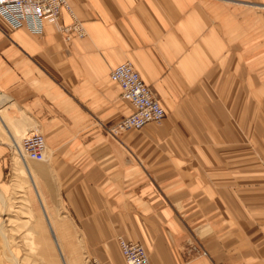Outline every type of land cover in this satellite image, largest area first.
Here are the masks:
<instances>
[{"label": "crops", "instance_id": "obj_1", "mask_svg": "<svg viewBox=\"0 0 264 264\" xmlns=\"http://www.w3.org/2000/svg\"><path fill=\"white\" fill-rule=\"evenodd\" d=\"M67 2L83 38L0 28V164L13 129L45 137L33 187L65 264H127L120 239L151 264H264V0ZM126 62L166 115L115 137Z\"/></svg>", "mask_w": 264, "mask_h": 264}, {"label": "built area", "instance_id": "obj_2", "mask_svg": "<svg viewBox=\"0 0 264 264\" xmlns=\"http://www.w3.org/2000/svg\"><path fill=\"white\" fill-rule=\"evenodd\" d=\"M65 12L73 16L67 0H0V28L5 24L12 30L26 28L33 34H42L46 26H51L68 42L73 35L85 37L83 25L75 18L71 25L62 23ZM110 78L120 86L121 98L133 109L130 115L113 127L107 128L112 136L141 130L149 124L164 120L166 114L160 101L132 63L126 62L117 66ZM46 148L45 137L37 132L26 138L22 149L19 148L18 151L23 159L42 162ZM119 243L128 264H151L146 249L140 243L123 239H120Z\"/></svg>", "mask_w": 264, "mask_h": 264}, {"label": "rangeland", "instance_id": "obj_3", "mask_svg": "<svg viewBox=\"0 0 264 264\" xmlns=\"http://www.w3.org/2000/svg\"><path fill=\"white\" fill-rule=\"evenodd\" d=\"M7 115L10 119L21 117V114L19 117H11L8 111L5 113V116ZM29 129L34 130V127ZM13 131L17 134L18 142H21L28 132L27 129L21 132L14 129ZM7 141L12 146V142ZM18 158L12 149L8 159L0 164V191L9 204H6L5 208L0 202V220L10 219V223L0 230V264H65L43 216L36 191ZM35 164L38 163L29 165L34 170L36 181ZM5 241L8 242L7 248Z\"/></svg>", "mask_w": 264, "mask_h": 264}, {"label": "bare ground", "instance_id": "obj_4", "mask_svg": "<svg viewBox=\"0 0 264 264\" xmlns=\"http://www.w3.org/2000/svg\"><path fill=\"white\" fill-rule=\"evenodd\" d=\"M2 102V101H1ZM2 104H3V102H2ZM2 114V113H1ZM3 115V114H2ZM22 118V117H21ZM37 132H39L38 130H31V131H29V133H27L26 134V136L22 139V141L21 142H18V140H17V142H14V144H12V149L14 150V152H15V154H16V157H19L18 159L20 160V162H22V166H23V169L25 170V173L27 174V176H28V180L31 182V184H32V186H35V188H36V183H35V180H34V178H32L31 177V175L32 174H30V170H29V168L30 167H28V161H31V162H35V161H32V160H30V159H23L20 155H19V148H21L22 149V145H23V141L26 139V138H28V137H30L31 135H33L34 133H37ZM40 133V132H39ZM8 136V135H7ZM47 151H48V147L46 148V151L44 152V156H45V159H44V161H42V162H46L47 161ZM42 162H37V163H42ZM20 179V178H19ZM16 186L18 187L19 186V182L17 181V184H16ZM20 192V191H19ZM37 193V192H36ZM0 202L4 205V207L6 208V204L7 205H9L8 203H7V198L5 197V195L0 191ZM10 208V207H9ZM4 217H6V215L4 216ZM10 220V219H9ZM8 219H5V218H3V219H1L0 220V230H2L3 229V227H4V225H6L7 223H10V221H9ZM3 232V231H2ZM9 239V238H8ZM6 242V244H5V246H6V248H7V245H8V242L7 241H5ZM11 245V244H10ZM1 252V251H0ZM148 254V253H147ZM149 257V256H148ZM150 260V259H149ZM128 264V263H127Z\"/></svg>", "mask_w": 264, "mask_h": 264}]
</instances>
